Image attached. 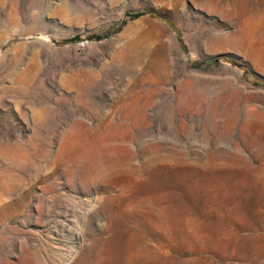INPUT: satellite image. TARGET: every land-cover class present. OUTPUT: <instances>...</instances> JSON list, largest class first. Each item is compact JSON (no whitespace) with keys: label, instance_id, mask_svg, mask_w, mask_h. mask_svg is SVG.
I'll return each instance as SVG.
<instances>
[{"label":"rangeland","instance_id":"obj_1","mask_svg":"<svg viewBox=\"0 0 264 264\" xmlns=\"http://www.w3.org/2000/svg\"><path fill=\"white\" fill-rule=\"evenodd\" d=\"M0 264H264V0H0Z\"/></svg>","mask_w":264,"mask_h":264}]
</instances>
